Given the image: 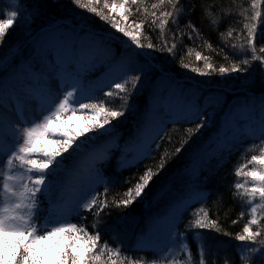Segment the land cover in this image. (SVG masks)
Returning <instances> with one entry per match:
<instances>
[{
    "label": "snow or ice",
    "instance_id": "6c2138e0",
    "mask_svg": "<svg viewBox=\"0 0 264 264\" xmlns=\"http://www.w3.org/2000/svg\"><path fill=\"white\" fill-rule=\"evenodd\" d=\"M71 3L110 24L123 34L120 39L127 37L125 43L129 44V50L121 58L120 82H108L109 91L104 100L96 97V86L85 83L84 73L71 70L73 65L82 67L98 54L111 52L109 42L114 36L102 38L87 19L74 22L71 27L59 23L41 25L35 34L29 32L23 40L0 54V264H220L219 249L214 247L211 233L247 242L240 248L239 264H254L257 253L264 258V219H258V213H264V139L258 149L259 155L254 154L246 164L234 167L236 177L250 178L233 183V199H239L241 203L239 217L251 214L242 231L234 236L218 219L210 217L206 202L211 191L202 187V181L208 179L205 173L210 171L212 159L230 151L236 136L215 147L205 141L191 148L180 169L188 184V197L175 201L166 213L167 251L161 249L162 255L140 257L135 252L142 249H130L129 261L118 227L109 225L106 219L113 209H127L138 198H143L150 185L166 170L170 159L185 151L193 134L207 123L196 93L177 84L155 53L167 52L175 58L185 36L192 40L200 36L201 30L192 19L197 8L201 21L208 20L217 31L221 24L229 22L231 14L217 17L213 11L215 5L197 4L195 0H157L150 9L145 0H112L111 4L104 0V8L125 9L120 14L124 21L133 12L141 13L143 8V19L139 23L133 21L129 26L98 7L99 0H71ZM43 8L44 0H9L7 10L0 11V48H3L9 30L22 17L31 27L42 15ZM252 8L254 15L245 16L239 37H233L231 26L226 33H221L225 46L228 45L227 37L238 40L231 44L232 53H225V59L232 60L229 66L216 67L210 57L202 56L200 52L196 53V60H204V69L210 71L191 68L183 61L181 66L200 75L216 71L221 76L259 68L264 86V13L258 10L256 0H252ZM184 17L188 19L181 28ZM148 23L160 30L159 46L150 37L142 39L141 29ZM170 24L176 29L172 32L171 44L167 27ZM258 44L261 45L259 48ZM58 80L59 84L56 83ZM145 81L153 85L150 93L153 100L159 95V82L171 86V95L178 97V118L171 121L173 124L200 122L187 129L188 135L174 152L165 150L155 168L146 166L132 187L114 195L110 201L108 193L116 181L105 175V165L118 152L120 157L124 156L118 143L119 136L112 134L113 121L118 123L131 109L132 97ZM117 101L118 106L113 107ZM216 103H221L219 98ZM257 104L262 114L259 132L264 137V94L258 100L246 97L243 105L237 104L233 108L247 112L254 110ZM77 112L83 113V118L92 123L83 125L75 134L53 127L69 113L75 115ZM235 123L241 135L252 132L238 121ZM165 127L161 123L145 131L137 164L152 155L153 144L159 149L160 144L156 142L157 139L163 141L161 133H165ZM92 137L96 139L92 140ZM43 138H51L56 148L47 151L43 145L38 146L36 142ZM247 164L253 166L247 168ZM117 165L118 168L136 166L125 164L123 159H118ZM101 186L103 193L99 190ZM193 194L199 197L202 206L192 212L181 231L180 222ZM219 199L223 201L222 193ZM89 214L93 217L91 231L87 223L79 222L86 221ZM73 218L77 219L74 221ZM102 229L111 233V243L102 240ZM189 235L197 243L195 253ZM105 257H108L107 262ZM223 264H236V260L225 254Z\"/></svg>",
    "mask_w": 264,
    "mask_h": 264
},
{
    "label": "trees",
    "instance_id": "16d2710c",
    "mask_svg": "<svg viewBox=\"0 0 264 264\" xmlns=\"http://www.w3.org/2000/svg\"><path fill=\"white\" fill-rule=\"evenodd\" d=\"M156 2L157 0H145V4L149 7V9L151 8V4ZM195 2L197 4L207 3L215 5L213 11L217 17L230 13L231 15L228 18L229 22L221 24L219 30L217 31L215 25L210 24L208 20H204L203 22L201 21L200 11L199 8H197V11L193 15L192 19L194 20L196 27L201 30L200 36H197L194 40L185 36L183 42L179 43V48L175 54V58L167 52H156L155 56L159 59V62L163 63L166 69L170 71L177 84L185 89H191L196 93L198 104L203 96H208L210 104L204 111V117L207 118L208 125H206L198 133L193 134L192 139L189 142V146H187L185 151L179 154L177 158L170 159V163L166 170L155 179L152 185H150L143 198H138V200L127 209H113L112 215L106 217L109 225H115L118 227L120 240L123 241L125 251L128 252L129 261L132 256V252L129 250L134 249L132 246L133 235L138 228H141L143 220L147 217H143L144 210L146 208L148 209V207L153 212L160 209V206H157L158 202L151 203L153 198L156 197L165 187L173 188L180 187L181 185H186L185 187H180L185 191L182 194H178L176 200L188 197V184L185 179L182 178L180 169L181 166L186 163L187 156L191 151V148L202 144L205 141H208L211 145H213L210 138L217 130L218 119L233 110L234 105L245 102L246 97L251 98L247 94H252L257 98H259L261 94H264V86H262L260 78L261 69L259 68H253L248 73H231L224 76H221L216 71H211L209 75H200L198 72L191 70V68H199L206 72L210 71L204 69V60H196L197 52H200L202 56L210 57V62L216 67L229 66L232 63L231 59H225V53L227 52L231 54V44L238 43V40L233 39V37H239L241 35V29L244 26L243 21L245 20V16L254 15L252 0H195ZM109 3L111 4L112 0H109ZM256 4L258 10L264 13V0H256ZM103 5L104 0H99L98 7L110 15L115 16L122 24H128L131 26L133 21L139 23L143 19V8H141V13L133 12V14L129 16L128 20L124 21L121 19L120 14L123 13L125 9L119 7L104 8ZM7 8L8 5L4 3L3 0H0V11H6ZM242 11L244 13L243 15H241ZM86 19L94 25L96 32L100 33L102 38H106L103 34L114 36V39L109 42L111 52L108 54H98L97 57H100L104 64L110 65L112 60L120 62L122 56L129 50V44L125 43L128 38L123 37V39H120L123 34L119 33L116 29L111 28L110 24L100 20L99 17L93 16V14L84 9L77 8L71 3V0H44L42 15L36 19L34 24H31V27L28 26V23H26L22 17L19 22L9 30L3 48H0V54L6 52L10 46L16 44L18 41L23 40L29 32L35 34L41 25H47L57 21L67 22L68 24L73 25L74 22L79 23ZM150 19L151 18H149V20ZM187 19V17H184L181 20V28L184 27V23ZM229 26L234 29V32L233 37L226 38L228 45L225 46L222 43L224 38L221 36V33H226ZM167 27L170 29L168 32V38L169 44H171L172 32L176 29L175 26L171 24ZM141 31L144 33V37H142V39L150 37L151 41L159 46V28H155L148 23L144 25ZM244 34L246 35V30ZM193 35L195 36L196 34L193 33ZM209 44L211 45V48H209ZM260 46V44L257 45L258 48ZM134 47L135 46L133 45L132 48ZM221 48H223V51H219L218 53V50ZM109 56L112 58L110 59ZM181 61H183V63L190 64L191 68H183L181 66ZM104 64L102 65V63H100L96 65L95 62H93V65H89L88 69L84 70L86 80L90 82V84H94V86H96L97 90L95 95L99 100L107 99L105 97V93L109 91V87L107 86L109 81L103 78V76L107 73V68L104 67ZM117 82H120V78H118ZM149 84L151 83H147V81L140 84L139 89L132 97V109H130L124 117L120 118L118 123L113 121L114 132L112 134L119 136L118 143L121 150L127 145H133L132 143L136 140L137 131L140 129L138 127L144 122L143 117L149 106V102H147L148 98L146 97L151 96V94H148L146 91ZM166 85L169 84L167 83ZM129 87H131L130 84ZM166 89V92L163 93V97H165V99L170 93V88L167 87ZM217 98L220 99V104L216 103ZM224 101H227V103H224ZM118 104L119 101L112 106L116 107ZM139 110L141 113L138 115ZM250 112L254 113L256 116L258 110L254 108V110ZM210 113H213V115H210ZM248 116L249 115L247 114L245 119L238 120L239 125L244 124L246 119L250 118ZM213 121H215V123H213ZM199 122L200 121L197 120L191 123L179 122L173 124L170 122L166 124V135L165 133H161V135L164 136L163 141L161 142L157 139L156 142L160 144L159 149H156V144H153L152 147L154 151L152 155L147 160L141 161L139 164H137V162L131 164L136 165L135 167L129 166L118 168L117 161L120 153L118 152L116 156L112 157L105 165V175L107 177H113L116 182L108 193V199L111 201L114 195L122 194L127 190V188L132 187L146 166L155 168L165 150L169 153L174 152V149L180 146V141L188 135L187 129L190 127L194 128L195 123ZM235 134L236 141L234 146L230 151H226L223 155L212 159L209 165L210 171L205 173V175L208 176V179L206 181H202V187L211 191V195L208 197L206 202V207L209 210L210 217L212 219H218L222 227L232 233L233 236L235 233L242 231L244 224L248 219H250L251 215L248 213L244 218L239 217L241 203L239 199H233V192L235 191L233 183L234 181L240 179H244L243 182H245L246 179L250 178H245L243 176L236 177L234 175V167L238 164H246V162L250 161L251 156L254 154L259 155L258 149L261 146V140L264 139V137H261L260 134L257 135L256 133H245L241 135L239 132ZM95 139V137H92V140ZM252 166V164H247V168H251ZM99 190L103 193L102 186ZM220 193L223 194L222 202L219 199ZM149 203H151V205L148 206L147 204ZM201 206L202 204L199 202V197L193 194V198L188 200V207L184 211L183 218L180 222L181 231L184 229V224L191 219L192 212ZM118 215L120 217L119 219H117ZM73 219L75 221L77 218ZM260 219H264V216ZM234 220H236L237 223L233 224L232 222ZM92 221L93 217L89 214L86 221L80 220L79 222L87 223L89 230L91 231ZM253 228L255 229V226H253ZM110 235V232H106L102 229V240H109L111 243ZM209 236L213 240L214 247L219 249L218 257L220 259V264H223L225 254L233 257L236 260V264H239L240 248L247 242L236 241L232 237L217 235L215 233H211ZM189 240L192 241L191 235H189ZM191 248L193 253H195L197 250V243L195 241H192ZM135 255L140 257L145 255L149 258L152 257V254L141 251H136ZM104 259L106 262L108 261V257H105ZM121 259L124 258L121 257ZM210 259H212V257H210ZM253 259L254 264H260L257 256Z\"/></svg>",
    "mask_w": 264,
    "mask_h": 264
},
{
    "label": "rangeland",
    "instance_id": "374dc122",
    "mask_svg": "<svg viewBox=\"0 0 264 264\" xmlns=\"http://www.w3.org/2000/svg\"><path fill=\"white\" fill-rule=\"evenodd\" d=\"M7 2L9 3V0ZM56 23L61 24L60 22H56ZM98 34L100 35V33H98ZM103 35L105 37H109V35H106V34H103ZM109 58L111 59L112 57L109 56ZM101 60L102 59L100 57L96 56V58L93 61L95 62L96 65L100 64V63H102V65H103L104 63ZM88 64H90V63H85L82 67H77L76 65H73L71 70L82 72L83 69L88 68V66H89ZM106 66H107V64L104 65V67H106ZM110 66H111L110 67L111 71L114 70L115 68H117L116 73L115 74L112 73L111 77L116 78L117 76H119L121 65L120 64L116 65V64H114V62H112V65H110ZM117 81H118V79L115 82H117ZM56 83L59 84L60 81L58 80V81H56ZM85 83L89 84V82L87 80H85ZM147 83H149V81H147ZM166 84H167V82H159L158 83L159 95H158L157 100L152 99L151 103L149 105L150 108H149L148 123L145 125V128L140 132V134L138 136L139 139H136V141L133 145H130L124 149V152H123L124 156L121 157V159H123V161L125 159H128V161H126L127 163L133 162L134 157L139 155L140 152L142 151V147H143L142 141L144 138L145 131L154 127V126L160 125L161 123L164 124L165 123V121L163 119L164 115L167 116L168 114H170L171 113L170 110L173 111V113H174V116H172V120H176L178 118L177 117L178 97H176L177 103L174 105L175 108H173L171 106V104L168 103V101H166V103H165L167 105H165L162 101H160L161 97H159V96L161 95V93L166 92L167 87L168 88L171 87L170 85H166ZM152 87H153V85H152ZM173 98H174V96H173ZM201 99L202 100L200 101L199 107L201 108V110H203L209 106L210 99L208 98V96L202 97ZM258 99L259 98H257V100ZM147 102H150V101L148 100ZM33 108H35V105H33ZM172 109H174V110H172ZM255 109H257L259 113L255 116L254 113L250 112L251 113L250 114L249 111H247V113L245 115H243V118H246L247 114L249 115L248 117H250V118L246 119V122L241 126L244 129H252V132H259L260 124H257V121L259 120V118L261 119L262 114H261V111H260L258 104L255 106ZM139 113H141L140 110L138 112V115H139ZM239 113L240 112L238 110L234 109L231 113L223 116L224 118L223 117L221 118L220 122L222 124H221L220 128L222 129V133H221L222 139L231 140L233 134L235 135V132L240 131V129L237 127V125L235 123V122H237V121H235V119L238 118ZM210 115H213V113H210ZM83 116H84V114L81 112H77L75 115H72L71 113H69V115L67 117L62 118V120L55 123L53 125V127H61L65 131L71 130L75 134V133L79 132L80 128L83 125H85L86 123L92 122L90 120H84ZM170 116H171V114H170ZM153 122H154V124L152 125ZM213 123H215V121H213ZM206 125H208V123ZM80 139H83V137H81ZM218 141L221 142V140H218ZM36 143L38 146L43 145L47 151H52L57 146L55 143L51 142V138H43V139L38 140ZM243 180L244 179H240V182H243ZM263 216H264V213H258V219H260ZM167 231H168V222L166 220V217L162 216V218L160 220L154 222L153 225L149 228V237H148L149 244L151 246L156 247V249H160V250L166 249L165 245L167 244V236H166ZM139 243H141V241ZM258 255L261 257L260 264H264V258H262V255L260 253H258Z\"/></svg>",
    "mask_w": 264,
    "mask_h": 264
},
{
    "label": "bare ground",
    "instance_id": "6f19581e",
    "mask_svg": "<svg viewBox=\"0 0 264 264\" xmlns=\"http://www.w3.org/2000/svg\"><path fill=\"white\" fill-rule=\"evenodd\" d=\"M172 110H174V109H172ZM170 112H171V113H170V114H171V116H174V113H173V111H170ZM172 113H173V114H172ZM233 136H236V134H235V135L233 134ZM233 136H232V138H233ZM231 140H232V139H231Z\"/></svg>",
    "mask_w": 264,
    "mask_h": 264
}]
</instances>
